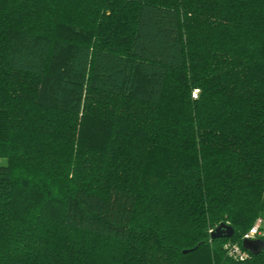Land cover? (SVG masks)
<instances>
[{"label":"trees","instance_id":"obj_1","mask_svg":"<svg viewBox=\"0 0 264 264\" xmlns=\"http://www.w3.org/2000/svg\"><path fill=\"white\" fill-rule=\"evenodd\" d=\"M2 158L0 264H264V0H0Z\"/></svg>","mask_w":264,"mask_h":264},{"label":"water","instance_id":"obj_2","mask_svg":"<svg viewBox=\"0 0 264 264\" xmlns=\"http://www.w3.org/2000/svg\"><path fill=\"white\" fill-rule=\"evenodd\" d=\"M233 235L234 228L227 223L220 224L211 232L213 238H230L233 237ZM243 246L252 253L257 254L263 249L264 240L261 238H247L244 239Z\"/></svg>","mask_w":264,"mask_h":264},{"label":"built area","instance_id":"obj_3","mask_svg":"<svg viewBox=\"0 0 264 264\" xmlns=\"http://www.w3.org/2000/svg\"><path fill=\"white\" fill-rule=\"evenodd\" d=\"M197 90L194 92V96H196ZM261 221L258 220V222L243 236V239L247 238H257L261 234L260 230ZM225 248L227 250V253L235 258V259H245L248 256V251L245 249H242L239 243L235 242H228L225 245Z\"/></svg>","mask_w":264,"mask_h":264},{"label":"rangeland","instance_id":"obj_4","mask_svg":"<svg viewBox=\"0 0 264 264\" xmlns=\"http://www.w3.org/2000/svg\"><path fill=\"white\" fill-rule=\"evenodd\" d=\"M0 161H1L2 163H5V159H4V158L0 159ZM257 222H258V221H257Z\"/></svg>","mask_w":264,"mask_h":264}]
</instances>
